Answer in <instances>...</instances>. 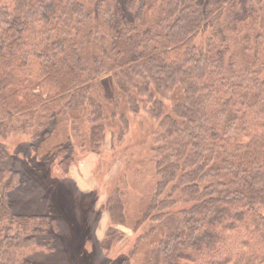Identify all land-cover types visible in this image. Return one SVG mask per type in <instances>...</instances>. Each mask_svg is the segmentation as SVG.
I'll return each mask as SVG.
<instances>
[{
  "label": "trees",
  "instance_id": "trees-1",
  "mask_svg": "<svg viewBox=\"0 0 264 264\" xmlns=\"http://www.w3.org/2000/svg\"><path fill=\"white\" fill-rule=\"evenodd\" d=\"M86 1L0 4V264L57 252L65 201L76 205L78 264L105 263L119 241L109 264H264V19L246 61L234 47L249 49L251 12L218 21L236 0H89L104 27H89V52L76 39L94 21ZM25 128L21 168L5 139ZM74 149L96 156L95 189L77 190ZM151 172L147 206L123 237L124 206L109 190ZM23 184L41 191L44 212L13 209Z\"/></svg>",
  "mask_w": 264,
  "mask_h": 264
},
{
  "label": "rangeland",
  "instance_id": "rangeland-1",
  "mask_svg": "<svg viewBox=\"0 0 264 264\" xmlns=\"http://www.w3.org/2000/svg\"><path fill=\"white\" fill-rule=\"evenodd\" d=\"M6 1L9 2V0H0V4L5 3ZM7 2V3H8ZM119 2H122V0H119ZM95 1L89 2L86 1V6L89 5L88 10L92 11L94 13L93 17L94 21L91 23H87V25H84V27L81 28L80 33L78 37L76 38L79 43L84 45V49L89 52L93 48V40L87 36V32L89 30L90 26H93L97 24L99 30L98 33L101 32L104 27L100 28V25L102 23V17L98 14L99 12L96 10V4H94ZM123 3V2H122ZM234 8L237 12H247L250 13L245 17L243 20L244 27H247V34H249L247 45L249 49L247 52H244L242 49V44H237L236 47H234V51L244 60L249 61L252 58V47H253V36L258 28V24L261 20L264 19V0H236L234 1V4L228 5L224 7L222 11V17L218 20L221 24L223 23V18L225 13L229 12V10H232ZM252 9V10H251ZM94 38H98V36H95ZM217 43V42H215ZM109 85V84H107ZM104 95L109 96V92L107 90H104ZM65 129V127H61ZM33 131L29 128H25L24 130L20 131H14L11 132L9 135H7L5 142L8 145L9 150L16 156L17 158V165L21 168L24 167V165L27 163V155L30 154V143H31V134ZM38 140V139H37ZM36 140V141H37ZM50 139L48 138H42L41 142H38V146L43 143H48ZM74 154L76 157L73 160V163L71 165V169L73 171V174L75 176H72V178L76 181L75 185L78 191L80 192H87L88 190L95 189V180L92 178L91 175H93L96 167V156L94 154H90L83 160H78V151L77 149H74ZM118 168L117 165L111 166V171H116ZM117 172V171H116ZM113 172V173H116ZM108 173H104L101 177V181L105 182L107 181ZM103 182V183H104ZM155 182V175L151 172L150 174L144 176V177H138L134 180L132 179H126L122 181L121 184L118 186H115L109 190L112 193L115 192V189L118 190V194L120 195L122 204L124 206L125 210V216L123 227H121V230L123 229V233L121 232V235L123 237H131V234L133 233L132 227L133 223L136 222L138 219L141 218L143 211L145 210L148 199L150 197V194L153 189V185ZM13 182H11V187ZM106 185V183H104ZM22 188L19 185L18 189H11V204L13 209L19 212L24 213H42L44 212L45 208V201L43 199V195L41 191L30 184H23L21 185ZM97 192H100L98 190ZM101 201H104L103 196L100 197L99 203ZM55 205L57 206V212L60 215L59 219L62 220L63 226L59 230V244H58V251L55 253H50L46 250L43 252L40 251H23L22 257L23 259H30L35 264H78V259L75 258L76 253L79 254L77 251V243L75 241L76 236L78 235L75 230H72L69 226V220L74 219L73 215L75 212L74 204L71 202L70 204L65 201L64 203H60V205L55 202ZM102 214L98 218L97 225H96V231L95 235L98 237H101L104 233V230L109 225V217L108 214L105 212L106 206L103 208ZM74 221V220H73ZM120 230V228H119ZM120 230V231H121ZM124 239V238H123ZM75 241V242H74ZM125 243L122 241L119 242H112L111 246V257L107 258L108 261H106L103 264H106L107 262L111 261L113 258L117 257L119 254V251H123ZM82 249V248H81ZM79 249V250H81ZM100 258V255H99ZM77 261V262H76ZM94 264H100V263H94ZM109 264V263H107Z\"/></svg>",
  "mask_w": 264,
  "mask_h": 264
}]
</instances>
